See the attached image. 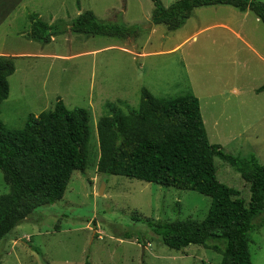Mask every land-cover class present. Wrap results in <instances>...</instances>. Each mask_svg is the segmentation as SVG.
<instances>
[{
	"label": "rangeland",
	"instance_id": "1",
	"mask_svg": "<svg viewBox=\"0 0 264 264\" xmlns=\"http://www.w3.org/2000/svg\"><path fill=\"white\" fill-rule=\"evenodd\" d=\"M161 1L169 6L175 0ZM153 7V0H0V55L16 68L0 107L4 123L22 128L30 113L52 109L60 96L70 109L88 108L91 126L86 171L75 170L61 200L39 207L3 239L0 264H220L222 254L213 249L170 248L144 221L202 220L211 197L99 173L97 125L102 116L138 109L144 87L156 96L192 91L203 102L210 141L264 164V91H258L264 85V22L251 10L199 7L181 28L169 30L152 23ZM215 8L252 46L224 29L194 34L221 17ZM86 10L144 30L136 39L68 31L42 43L28 36L33 13L49 23H71ZM223 32L236 48L223 44ZM215 165L219 180L239 189L249 204L250 184L223 159L216 157ZM9 191L0 169V195ZM254 223L252 260L264 264V212Z\"/></svg>",
	"mask_w": 264,
	"mask_h": 264
},
{
	"label": "trees",
	"instance_id": "2",
	"mask_svg": "<svg viewBox=\"0 0 264 264\" xmlns=\"http://www.w3.org/2000/svg\"><path fill=\"white\" fill-rule=\"evenodd\" d=\"M153 3L152 23L169 30L181 28L196 8L217 4L251 10L264 22L262 0H175L169 6L161 0ZM30 18L28 36L42 43L68 31L136 39L144 30L138 24L101 20L93 10L83 11L71 23H49L34 13ZM15 70L13 59L0 55V107L10 95L9 77ZM258 91H264V85ZM97 131L99 173L191 189L211 197L202 220L144 219L165 245L181 250L197 244L221 253L220 264H253L251 232L254 218L264 212V164L254 154H229L210 141L194 92L156 96L144 87L138 109L102 116ZM90 135L89 109H70L60 96L52 109L30 113L22 128L8 127L0 115V169L10 185V191L0 195V245L39 207L63 198L75 170L86 171ZM216 157L228 162L250 184L249 204L239 189L219 180Z\"/></svg>",
	"mask_w": 264,
	"mask_h": 264
},
{
	"label": "crops",
	"instance_id": "3",
	"mask_svg": "<svg viewBox=\"0 0 264 264\" xmlns=\"http://www.w3.org/2000/svg\"><path fill=\"white\" fill-rule=\"evenodd\" d=\"M264 1V0H263ZM223 5H228V4H217V5H208V6H202V7H209V8H212V7H216V6H223ZM229 6H232V5H229ZM232 7H234V6H232ZM199 8V7H198ZM201 8V7H200ZM234 8H236V9H238L239 10V8H237V7H234ZM216 9V11H220L222 8H215ZM194 12V11H193ZM211 12H213V11H211ZM233 12H235V10H227V14H232ZM214 13V12H213ZM241 13H245V15H249V13H250V10H246V11H242L241 10ZM221 17H219V18H216L217 20L216 21H214V22H211V23H208V25L206 26V27H203V28H201L199 31H197V32H195L194 34H197V33H199V32H201V31H205V30H212V29H224V30H226L227 32H230V33H233V35H235V37H236V39H241L242 41H245L246 43H248L247 42V40L245 39V37L241 34V31H237L235 28L236 27H232V25L229 23V18L227 17V18H225V17H223V9L221 10ZM245 28V26H241V28H240V30H243ZM223 36L224 37H226V39H228L225 43H223V44H226V45H230L231 46V49H233V48H236V43L234 42V39H233V37L231 38L232 40H229V38L225 35V33L223 32ZM249 45H251L250 43H248ZM252 46V45H251ZM178 46H176L175 48H177ZM259 54H262V53H260L258 50H256ZM16 55H21V56H23V55H27V53H24V54H22V53H18V54H16ZM263 59H264V56H263ZM258 88V87H257ZM236 91H238L239 92V90L238 89H235ZM199 100H200V106H201V110H202V108H203V102H202V100H201V98H200V96H199ZM202 115H203V110H202ZM204 119V123H205V126H207V122H206V120H205V118H203ZM206 130H207V127H206ZM207 133H208V130H207ZM208 136H209V134H208ZM210 138V137H209Z\"/></svg>",
	"mask_w": 264,
	"mask_h": 264
},
{
	"label": "water",
	"instance_id": "4",
	"mask_svg": "<svg viewBox=\"0 0 264 264\" xmlns=\"http://www.w3.org/2000/svg\"><path fill=\"white\" fill-rule=\"evenodd\" d=\"M102 194L104 193V190H102V192H101Z\"/></svg>",
	"mask_w": 264,
	"mask_h": 264
}]
</instances>
